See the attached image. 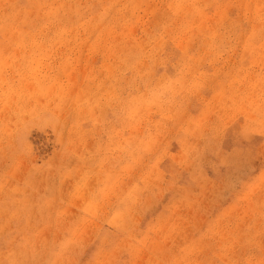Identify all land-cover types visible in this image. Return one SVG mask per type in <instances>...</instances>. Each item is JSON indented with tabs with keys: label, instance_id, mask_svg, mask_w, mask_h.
<instances>
[{
	"label": "rangeland",
	"instance_id": "1",
	"mask_svg": "<svg viewBox=\"0 0 264 264\" xmlns=\"http://www.w3.org/2000/svg\"><path fill=\"white\" fill-rule=\"evenodd\" d=\"M0 264H264V0H0Z\"/></svg>",
	"mask_w": 264,
	"mask_h": 264
}]
</instances>
